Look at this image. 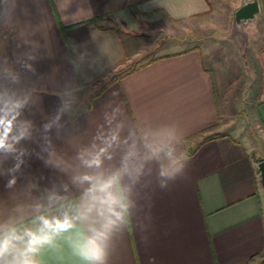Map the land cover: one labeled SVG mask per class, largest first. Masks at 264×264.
Returning <instances> with one entry per match:
<instances>
[{
  "label": "crops",
  "instance_id": "1",
  "mask_svg": "<svg viewBox=\"0 0 264 264\" xmlns=\"http://www.w3.org/2000/svg\"><path fill=\"white\" fill-rule=\"evenodd\" d=\"M239 2L0 0V243L23 237L0 264L24 259L42 216L74 226L35 264H264V144L237 128L220 68L200 42L139 59L158 28H206L225 3L232 26ZM261 40L249 95L264 127Z\"/></svg>",
  "mask_w": 264,
  "mask_h": 264
},
{
  "label": "rangeland",
  "instance_id": "2",
  "mask_svg": "<svg viewBox=\"0 0 264 264\" xmlns=\"http://www.w3.org/2000/svg\"><path fill=\"white\" fill-rule=\"evenodd\" d=\"M262 4L264 5V0ZM222 5H220L219 13L217 12L218 14L212 18L213 24L206 28L198 24H193L189 32L185 27L177 24L158 28L154 33V50L149 54L141 55L139 59L144 61L157 54L173 51L193 43H203L214 65L220 68V96H223L228 107L234 110L232 114L237 128L260 146L264 144V127L251 115L254 107H251L252 101L249 94L255 83L252 55L256 52L261 39H264V9L258 16L257 22L249 29H245L246 38L243 39L245 41L242 51L239 45L228 36L232 28L230 14L223 13ZM239 43L242 44L240 41Z\"/></svg>",
  "mask_w": 264,
  "mask_h": 264
},
{
  "label": "clouds",
  "instance_id": "3",
  "mask_svg": "<svg viewBox=\"0 0 264 264\" xmlns=\"http://www.w3.org/2000/svg\"><path fill=\"white\" fill-rule=\"evenodd\" d=\"M0 124H4L8 127L6 121H0ZM118 215V214H117ZM40 227L36 231H26L25 236L28 237L27 247L23 253L24 259L12 261L11 264H35V262L28 258V253H32L38 250L40 246L50 243L53 235L59 234L61 232L68 231L72 228L73 221L68 216L63 218L53 217L49 219L47 217H40ZM113 221H109L107 228ZM105 233H97L93 238L87 241V244L81 249V255L84 259L88 261H99L103 258L104 252L98 240L101 239ZM12 239H23V237L15 236L5 238L2 243H0V254L8 249V246Z\"/></svg>",
  "mask_w": 264,
  "mask_h": 264
},
{
  "label": "water",
  "instance_id": "4",
  "mask_svg": "<svg viewBox=\"0 0 264 264\" xmlns=\"http://www.w3.org/2000/svg\"><path fill=\"white\" fill-rule=\"evenodd\" d=\"M259 0H240L239 4L234 7L232 13L231 34L235 36L243 45V39L246 38L247 26L256 20L260 12ZM261 183L264 187V158L258 163Z\"/></svg>",
  "mask_w": 264,
  "mask_h": 264
}]
</instances>
